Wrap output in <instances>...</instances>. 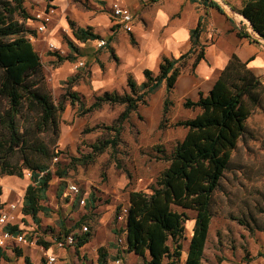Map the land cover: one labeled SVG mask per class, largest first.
Returning a JSON list of instances; mask_svg holds the SVG:
<instances>
[{"label":"trees","instance_id":"1","mask_svg":"<svg viewBox=\"0 0 264 264\" xmlns=\"http://www.w3.org/2000/svg\"><path fill=\"white\" fill-rule=\"evenodd\" d=\"M202 1L205 6L225 13L215 1ZM23 2L0 0V101H5L0 108V176L23 178L25 171L31 173L22 196L21 213L38 224L41 221L39 214L50 212L43 202L48 198L53 178L62 181L56 192L59 196L66 185L64 179L69 176V168L90 163L106 148H115L120 141L123 122L147 102V96L155 92L163 81L167 91L171 90L181 73L183 60L194 54V67L204 57V45L199 43L202 26L198 21L190 30V49L178 57H163L157 74L145 69V78L140 83L129 75L126 82L128 91L127 88L122 91L102 90L94 94L93 101L85 106L78 92L66 90L70 103L77 104L79 114L98 110L104 104L123 105V109L111 124L104 126L110 136L98 138L89 144L90 152L81 157L71 156L68 164L61 165L59 160L53 162V159L62 153L54 143L59 130V111L64 105L56 104L44 85L42 61L28 37V34L35 35V30L24 24L30 15ZM230 6L247 19L253 32L264 40V0H243L240 7ZM15 11H19L23 22L11 16ZM68 23L72 35L67 39L69 52L64 55L53 53L59 61L75 60L78 46L74 40L85 42L101 37L92 26L76 25L73 20H68ZM74 79V76L69 77L68 83ZM263 92L261 79L245 62L232 55L219 71L207 95L200 93L196 100L183 102L185 108H199V111L193 117L180 118L173 123L186 128V132L169 154L163 153L168 165L149 184L147 191H128L125 252L137 255L148 264H162L164 259L169 264H177L185 238L186 210H192L195 212L194 224L183 264H201L212 216L213 193L229 165L232 150L247 130L246 120L259 104ZM167 102L165 98L164 105ZM49 131L53 138L45 141L40 134ZM82 197L80 191L75 203L78 204ZM93 201V196L88 198L86 207H93ZM80 223L77 221L66 227L60 219L63 234L58 237L73 232ZM5 227L18 231L11 221ZM73 235L74 247L78 251L90 241L92 233L86 230ZM38 243L45 247L49 245L42 240ZM17 253L20 254L19 251ZM106 259L107 253L100 246L98 264H105ZM25 263L31 264L28 257H25ZM39 264L45 262L41 260Z\"/></svg>","mask_w":264,"mask_h":264},{"label":"rangeland","instance_id":"2","mask_svg":"<svg viewBox=\"0 0 264 264\" xmlns=\"http://www.w3.org/2000/svg\"><path fill=\"white\" fill-rule=\"evenodd\" d=\"M97 1L23 2L30 15L24 24L27 28L35 30V36L38 24L36 14L53 7V19L49 26L55 25L57 20L60 22L53 30L59 40V43L56 42L58 50L50 51L48 45H45V50L38 49L36 37L34 41H30L40 53L46 89L54 102L63 103L64 108L70 103L66 90L78 92L85 106H88L93 101V95L101 90L92 92L88 89L80 92L73 89L74 85H85L86 88L89 86V71L86 69L75 71L72 83H68L70 76L65 80L58 78L59 81L53 78L57 65L46 56L54 52L62 55L69 52L67 39L72 35H69L71 30L68 20L75 21L76 16L79 20H90L92 11H103L97 8L99 3ZM11 16L23 22L19 11L13 12ZM76 25L79 24L76 22ZM28 37L30 39V34ZM128 90L127 88L126 91ZM165 98L168 100V97ZM153 99L149 94L147 102L140 105L137 111L132 112L123 122L120 141L115 148H106L90 163L76 164L69 168V176L64 179L66 185L59 196L56 192L62 181L57 177L53 178L48 198L43 202L49 207L50 212L46 215L41 213V225L38 227L32 225L29 216L24 217L20 225L25 231L22 234L26 241L32 243L26 244L27 246H34L40 253L37 245L41 244L38 240L49 242L60 260L58 264H98L100 246H103L107 253L105 264H117L115 261L118 258L120 259L118 264H148L140 257L131 253L126 254L122 249L128 191L148 190L149 184L168 165L163 153L169 154L186 132V128L174 126L173 123L180 118H190L196 114V111L181 109L174 104L172 107L164 105L163 96L158 97L157 105L154 102L151 104ZM4 102L0 101V108L4 106ZM71 105V113L67 116L63 110L59 111V130L54 147L62 150V153L58 158H54L53 162L59 160L61 165L68 164L71 156L81 157L90 152L89 144L98 138L110 136L111 133L104 126L111 124L123 109V105L104 104L98 110L79 114L77 104ZM246 125L247 130L232 150L229 165L212 196V216L201 264H264V92L261 94L259 104L252 109L247 118ZM65 126L68 127L67 131H70L66 142L62 140ZM40 136L45 141L53 138L50 131L41 133ZM24 177L30 179L26 171ZM71 182L77 184L79 189L77 193L68 192L67 185ZM80 191L83 193L84 203L79 201L77 204L76 195ZM91 196L94 197L93 207H86L87 199ZM117 211L119 213L116 215ZM186 213L188 219L185 222V238L182 240L181 256L177 264L184 263L192 234L190 227L194 222L195 212L186 210ZM60 219H63L66 227L81 221L71 233L80 235L85 232L83 226H86L92 233L90 242L79 251H76L74 244L66 246L60 254L54 243L58 235L63 234ZM29 225L33 228H25ZM162 264L169 263L164 259Z\"/></svg>","mask_w":264,"mask_h":264},{"label":"crops","instance_id":"3","mask_svg":"<svg viewBox=\"0 0 264 264\" xmlns=\"http://www.w3.org/2000/svg\"><path fill=\"white\" fill-rule=\"evenodd\" d=\"M57 1L56 3L65 2V0ZM213 1L218 3L225 13L219 12L214 7L205 6L202 0H121L135 16L132 32H126L118 24H115L110 14L109 1L98 0L97 8H101L103 11H92L91 19L86 21L79 20L76 16L75 22L83 27L92 26L94 32L101 36L98 39L105 40V45L97 47V39L85 42L74 40L78 46V53L74 61H59L53 53L47 55L46 57L57 65L53 78L65 80L68 76L75 75L74 73L77 71L86 69L89 71V86L86 88L85 85H74L73 89L80 92H85L88 89H91L92 92L124 90L127 88L126 82L129 75L137 83H140L145 78V69L151 70L154 74L158 73L163 57H178L187 52L191 47L190 30L200 21L202 29L199 43L204 45V57L194 67L192 66L194 54L185 58L174 87L167 91L163 81L158 90L151 93L154 98L151 104L154 102L157 105L158 97L163 96L164 99L168 97L167 104L170 107L174 104L181 109L198 113L199 108H185L183 102L186 99L196 100L200 93L207 95L219 71L224 68L232 55L245 62L246 66L264 84V41L255 38V33L248 20L231 9L230 6L240 7L243 0ZM57 23L49 26L44 32H37L38 49L45 50V45H48L49 42L55 45H57L56 42L59 43L58 37L53 33L54 28L60 22L57 20ZM69 35L71 36V33ZM50 51L53 50L50 49ZM78 62H82L84 66L77 67ZM71 107L72 105L68 103L63 109L66 116L71 113ZM67 129V126L63 128L62 140L65 142L69 139L68 132L70 131ZM29 182V178H20L16 175L0 176L1 207H6L9 203L16 204L17 218L11 223L17 227L19 233L25 232L22 230V226L20 227L24 221L23 218L26 217L21 213V200ZM41 215L39 214L40 217ZM31 223L36 227L41 225V221L38 224L33 221ZM193 224L190 228L193 227ZM25 228L33 227L29 225ZM37 246H39L40 253L34 246H27L25 243L0 247V264L13 262L14 264H26L25 257H28L31 264H39L41 260L46 264H58L60 260L54 253L53 245ZM55 247L60 254L65 249ZM125 248L124 232L122 249L125 250ZM50 255H54L56 258L52 263L47 260Z\"/></svg>","mask_w":264,"mask_h":264},{"label":"built area","instance_id":"4","mask_svg":"<svg viewBox=\"0 0 264 264\" xmlns=\"http://www.w3.org/2000/svg\"><path fill=\"white\" fill-rule=\"evenodd\" d=\"M109 1V9L110 14L115 22L118 24L124 31L132 32L135 24V16L131 9L123 4L121 0H108ZM54 12V8L50 7L42 11L41 14H36V22L38 23L36 26V32L41 33L48 29L49 24L52 22V13ZM35 35H30V40L34 41ZM255 38L262 40L255 34ZM105 45V40L97 39L96 46L102 47ZM48 47L52 50H58L59 47L54 43L49 42ZM83 65L82 62L77 63V67H81ZM28 176H31L29 171H26ZM68 192L77 193L78 186L77 184L71 182L67 185ZM1 197V194H0ZM81 203H84V198L80 199ZM16 204L9 203L6 207H1V198H0V247L7 246L8 244H17V243H25L30 244L26 241L25 236L22 233L14 232L5 227L6 223L9 221H13L17 218L16 216ZM88 230L86 226H83V231ZM56 246L60 248H65L66 246H72L75 242L74 235L69 233L67 235H61L59 238L54 240ZM32 244V243H31ZM55 256L50 255L47 257L48 262L52 263L55 261ZM117 264L120 263V259L118 258L115 261Z\"/></svg>","mask_w":264,"mask_h":264},{"label":"water","instance_id":"5","mask_svg":"<svg viewBox=\"0 0 264 264\" xmlns=\"http://www.w3.org/2000/svg\"><path fill=\"white\" fill-rule=\"evenodd\" d=\"M264 41V40H263Z\"/></svg>","mask_w":264,"mask_h":264}]
</instances>
